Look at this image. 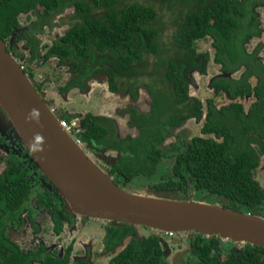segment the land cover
<instances>
[{"label":"trees","instance_id":"obj_1","mask_svg":"<svg viewBox=\"0 0 264 264\" xmlns=\"http://www.w3.org/2000/svg\"><path fill=\"white\" fill-rule=\"evenodd\" d=\"M181 1L189 8L172 34L177 50L166 58L167 48L160 49L157 42L159 28L152 25L156 11L138 1L119 8L118 0H0V38L7 45L21 24L46 35L49 31L43 28L50 29L52 14L72 8L76 21L49 47L25 31V46L12 47L17 51L14 55L9 45L6 48L55 116L70 123L78 120L76 135L90 160L119 188L132 190L146 183L145 187L185 200L194 193L198 198L208 194L224 207L264 216V185L257 176L258 170L264 169V57L259 54L261 44L251 51L245 46L262 32L257 10L264 0ZM205 36L212 38L213 61L222 73L211 80L210 89L214 96L222 94L234 101L215 108L214 97L207 98L199 134L188 135L186 128L180 127L189 119L199 121L203 104L189 94L186 73L195 64L186 59L195 54V42ZM148 54L158 58L150 69L144 61ZM34 59L41 60L35 69L55 59L54 79L64 78L63 69L78 73L74 77L69 73L61 87L56 81L53 92L47 95L44 86L49 77L37 78L30 67ZM240 69L239 76L234 77ZM97 73L106 75L111 92L118 91L117 79L146 84L149 111L132 106L119 111L127 116L133 133L120 137L114 119L91 112H64L61 108L59 95L67 97L71 88H83L85 81ZM126 88L136 95L133 85ZM245 96L253 98L246 109L236 101ZM177 128L181 130L176 132ZM100 153L107 157L102 158ZM23 154L7 158L0 171V264H32L38 260L39 264H96L84 258L70 262L72 243L62 255L56 250L44 253L43 244L24 252L6 232L8 224L20 228L24 218L32 220L41 212L58 235L64 228L63 220H70L68 213H75L31 157L23 159L30 161L28 166L17 161ZM136 226L149 230V234L138 237L130 233ZM105 228V247L118 248L106 264H165L163 233L135 224ZM185 232H176V245L181 244ZM191 232L194 235L187 245V264H264V247L260 245H239L231 239L222 240L217 233Z\"/></svg>","mask_w":264,"mask_h":264},{"label":"water","instance_id":"obj_2","mask_svg":"<svg viewBox=\"0 0 264 264\" xmlns=\"http://www.w3.org/2000/svg\"><path fill=\"white\" fill-rule=\"evenodd\" d=\"M0 107L36 165L73 212L99 220H119L120 224L147 226L159 234L194 230L205 235L217 233L222 240L264 247L262 215L192 197L185 200L146 187L141 192L119 188L59 125L1 38ZM147 191L154 195H147ZM163 246L166 256L170 252L166 241Z\"/></svg>","mask_w":264,"mask_h":264},{"label":"rangeland","instance_id":"obj_3","mask_svg":"<svg viewBox=\"0 0 264 264\" xmlns=\"http://www.w3.org/2000/svg\"><path fill=\"white\" fill-rule=\"evenodd\" d=\"M138 1L141 4L152 6L156 11V17L152 21V25L159 28V35L157 42L159 43V48H167L169 55H172L171 51H174L176 46L173 45V38L172 34L175 33L176 24L182 22V14L186 12L189 8L188 6H183L185 3L181 0H118V7L121 8L129 3ZM72 8H67L63 10L59 14H52L51 17V34L55 35L59 32H64V30L69 27L73 22V18L71 17ZM99 11V10H95ZM257 15L259 16L260 26L262 28L261 35L259 37L252 38L249 43H247L246 50L251 51L255 48L256 45L261 44V49L259 54L264 57V8H260L258 10ZM31 19V18H30ZM25 18H23V21ZM49 33V32H48ZM48 33H40L39 38L42 40L44 45L50 43V39L53 36L48 35ZM210 39L204 38L195 42L194 46L197 52H209L212 53V48L210 46ZM165 46V47H164ZM167 52L164 54L166 57ZM156 56L154 54H148L146 60H144L148 65L149 69L154 67V64L157 62L155 60ZM40 59H34L30 62V67L35 69V65L40 63ZM48 65H37L38 69H35L37 78L42 76H48L49 82L45 84L44 92L47 95H50L54 87L56 85V81H60V87L66 82L65 79L69 77V73L67 69H63L61 72V76L64 77L62 80H58V78L54 79L56 76V72L53 69L54 64H56L55 59H50L47 61ZM218 65H216L212 60H209L206 64V71L201 72L197 69L193 70L191 74L193 79H191V84L189 86V93L190 95L199 97L201 100H205L207 97L212 95L210 92L209 84L211 80L219 75ZM242 69L238 70L234 77H238ZM255 80L252 79L254 83ZM106 75L101 73L98 75L96 79H91L85 83L83 88L74 87L67 92V97L65 95H59L58 99L60 100L61 108L64 112L69 113H83L84 112H91L95 115H101L104 117H108L114 119L116 121V125L118 127L117 135L124 136L127 133L130 134L132 129L128 126V119L125 115H120L119 111L122 109H127L129 107H135L137 110L141 112H148L150 109V94L146 88V84L142 83L141 80H134L129 79L125 82H122L120 79L116 80L118 85V91L111 92L108 90V85L106 83ZM138 83H141L138 85ZM194 83V84H193ZM133 85V91L136 95H132V92L125 91L127 87ZM244 107L247 108L249 104L253 101V98L246 97L240 100ZM228 102V99L222 95L217 96L214 100V105L216 107H220ZM78 120H74L72 123L76 126ZM202 125L201 121H197L196 119H189L184 123L181 129L186 128V134H199L200 127ZM128 128V129H127ZM177 128L175 131L178 132L181 130ZM127 129V130H126ZM7 153L5 151H0V170L4 166V159ZM258 180L264 185V169L258 170ZM145 187V185H136L133 188L137 191L141 192V189ZM148 188V187H146ZM150 189V188H149ZM145 192L144 190H142ZM147 195H154L152 191H147ZM169 194V193H168ZM193 194V193H192ZM194 200H203L210 203H219L216 199L210 198V196L205 197V194L198 198V194L194 193L193 197ZM28 212H26L25 216ZM35 218L37 222H41V228L44 226L45 235L43 240H46L51 245H56L62 249V253L65 251L66 246H69L71 241L73 243V250L71 252L72 256L75 254L76 256L83 255L86 248H89L90 253H92L94 262L97 264H106L110 256L116 251L105 250V256L102 254L103 250V235L101 228L96 225L95 221H86L84 225L81 227L73 229L70 233L68 231V226H65L64 229L61 231V237L56 238L55 234L51 231V223L44 216L43 213L39 212L36 213ZM40 220V221H39ZM136 236L141 237V235H148L150 232L149 230H144L137 228ZM33 229L31 228V224L27 218L24 221V227L22 229V235H12L13 239H16L17 242L21 247H26L27 242L36 241L38 238V234H32ZM11 231L9 230V233ZM16 232V231H15ZM20 236V237H18ZM166 243L169 247V254L166 255L165 261L166 264H173L175 261L176 254H181L184 256V252L187 251V243L185 241H181V245H176L171 241V239L166 238ZM105 246V245H104ZM185 258H181V264H185ZM175 264H179L175 262Z\"/></svg>","mask_w":264,"mask_h":264},{"label":"flooded vegetation","instance_id":"obj_4","mask_svg":"<svg viewBox=\"0 0 264 264\" xmlns=\"http://www.w3.org/2000/svg\"><path fill=\"white\" fill-rule=\"evenodd\" d=\"M260 8H264V4H262L261 5V7H259L258 8V10L260 9ZM257 10V11H258ZM257 11H256V13H257ZM73 14V13H72ZM72 14H71V17H72ZM257 17H258V19H259V16L257 15ZM73 18V17H72ZM73 20L74 21H76V19H74L73 18ZM260 20H259V26H260ZM28 26V24H21L20 25V27H19V29L14 33V34H12V35H14L13 36V38H11V39H9V41H8V43H7V45H9L10 46V49H11V52H12V54L14 55V53H16L17 51H14V50H12V47H19V46H25L26 44H27V40H25L24 38H22V36L24 35V33H25V31H27V33L29 34V35H32V36H35V37H37V38H39L38 36V34H37V31H35V29L34 28H31L30 26H29V28L27 27ZM49 26H50V24H49ZM261 27V26H260ZM50 29H52V26H50L49 27ZM68 28V27H67ZM66 28V29H67ZM50 29H48L47 27H45L44 26V28H43V30H48L49 31V35L50 36H53L52 37V39H50L49 41H50V43L49 44H46V45H44L43 43H42V41H41V43L44 45V46H46L45 48H47V47H49V45L51 44V41L53 40V41H56V38H57V36L58 35H61L62 34V32H59V33H56L55 35H52L51 34V30ZM66 29L64 30V31H66ZM42 30V31H43ZM261 35V34H260ZM15 36H17L16 38H15V40H14V37ZM259 37V36H258ZM205 38H209L210 39V41H211V43H210V46H211V48H212V53L210 54L209 52H207V51H205V52H201V53H199V52H197V50H196V48H195V54L193 55V54H191L190 56L188 55V59H186V60H188V61H190V62H193L194 64H195V66H193V67H191L188 71H187V73H186V76H187V79L189 80V82H190V84L192 83L191 82V79H193V77H192V73H193V70L194 69H197V70H199V71H201V72H205L206 71V64H207V62L209 61V60H212L213 61V58H214V51H215V47L213 46V44H212V38H211V36H205ZM204 39V38H203ZM201 40V39H200ZM40 43V45H42ZM6 44V43H5ZM6 45V46H7ZM39 49H40V47H39ZM162 49H165V48H162ZM175 50H177V48L175 49ZM174 50V51H175ZM167 52V54H168V51H166ZM208 55L207 57L205 56V55ZM155 55V54H154ZM182 55V54H181ZM156 56V55H155ZM164 58H166V57H164ZM158 58L156 57L155 58V60H157ZM16 60V62H17V59H15ZM158 61V60H157ZM214 62V61H213ZM18 63V62H17ZM66 63H68L67 62V60H66ZM215 63V62H214ZM19 64V63H18ZM216 64V63H215ZM20 65V64H19ZM70 65H72V64H70ZM216 65H218V64H216ZM203 66V67H202ZM219 66V65H218ZM62 67H64V66H62ZM71 69V68H70ZM70 69L68 70V73H71V76L72 77H74V76H76V74L78 73V71L77 72H74V71H70ZM218 69H219V67H218ZM99 74H101V73H97V74H92L91 75V78L89 79V80H91V79H96L97 77H98V75ZM104 74V73H103ZM220 74H222L221 72H219V75ZM70 75V74H69ZM89 80H86L85 81V83L86 82H88ZM106 83H107V85H108V80H107V78H106ZM190 84H189V86H190ZM194 84V83H193ZM209 87H210V84H209ZM72 89V88H71ZM108 90H110L109 89V87H108ZM211 90V89H210ZM210 92H212V91H210ZM190 94V93H189ZM222 95V94H221ZM192 97H196V96H193V95H191ZM217 96H220V94H218ZM217 96H214V94H213V92H212V95L210 96V97H207V98H212V97H214V99H213V106L215 107V108H220L221 106H224V105H227V104H229V103H231V102H233L234 100H232V99H230V98H228V97H226V96H224V97H226L227 99H228V102L226 103V104H224V105H221L220 107H216L215 105H214V100H215V98L217 97ZM223 96V95H222ZM246 97H250V96H245V97H243V98H246ZM196 98H199V97H196ZM206 98V99H207ZM243 98H239V99H236V101H239V102H241L240 100L241 99H243ZM200 99V98H199ZM206 99L203 101V100H201V102H202V104H203V114H202V117H201V119L199 120V121H201L202 122V124H203V121H204V115H205V109H206V106H205V101H206ZM242 103V102H241ZM243 104V103H242ZM244 105V104H243ZM248 107V106H247ZM246 109V108H245ZM95 115V114H94ZM98 116H101V115H98ZM115 121V120H114ZM8 125L14 130V128L9 124V122H8V120H7V118H6V114H5V112H4V110L0 107V151H5L6 153H7V155H6V157H5V159H4V165H6L5 163H6V160H7V158H9L10 156H16V154H21V153H23L24 152V154H23V157L20 159V158H17V161H19L21 164H23L24 166H28L29 165V162L30 161H25V160H23L24 158L25 159H29L30 157H31V155L29 154V152L27 151V149L24 147V145L22 144V142L20 141V139L18 138V136H17V134H16V132H15V134H16V137H14V135H13V133H12V131H11V129L8 127ZM117 126V125H116ZM129 126V125H128ZM202 126V125H201ZM201 128V127H200ZM128 129V128H127ZM15 131V130H14ZM130 133H133V130L130 132ZM188 135H190L189 133H188ZM9 151V152H8ZM86 154H87V152H86ZM99 156H101L102 158H105V157H107L106 156V154H104V153H100V154H98ZM32 158V157H31ZM0 160H1V157H0ZM32 160H33V158H32ZM34 161V160H33ZM35 162V161H34ZM4 167V166H3ZM39 168V167H38ZM1 170H2V168H1ZM0 170V171H1ZM258 174V173H257ZM143 185H147L146 183L145 184H143ZM193 196V195H192ZM207 196V194H205V197ZM69 214V219L70 220H63V227H65V226H68V231L71 233L72 231H73V229H75V228H77V226H78V228L79 227H81L82 225H84L85 224V222L86 221H95L96 222V225H98L100 228H101V230H102V235H103V241H104V244H103V250H102V254H104L105 255V250L107 249V250H110V251H115V250H118V248H108V247H105L104 245H106L105 244V237H106V226H110V225H120V226H125V227H127V226H130L131 224H128V223H124V224H120V221L119 220H113V221H111V220H96V219H88V218H86V217H80L78 214H76V213H74V214H71L70 212L68 213ZM28 218H27V222H28ZM24 221H25V218L22 220V225H21V227L20 228H17V227H15V225H13V224H8V228H7V230H6V232L9 234V236H11V238L13 239V236L12 235H15V236H17V235H22V229H23V227H24ZM40 221V220H39ZM50 221V220H49ZM29 222H30V224H31V228L33 229V231H32V234H38V238H36V241H33V242H30L29 244H28V242H27V246L26 247H21L20 245H19V243L17 242V240L16 239H13L14 241H16L17 243H18V245H19V248L21 249V250H23L24 252H26V251H28V250H31V249H33L34 247L35 248H40L41 246V244H43L44 245V248L46 249V250H44V253H51L52 251H54V250H56L57 252H58V254L59 255H62L63 253H62V249L61 248H59V247H56V245L54 244V245H51V244H49L46 240H43V238H45L44 237V235H45V231H44V226L41 228V222H39V224H38V222H37V219L35 218V216H33V219L32 220H29ZM118 223V224H117ZM135 228V230L134 231H132V232H130V233H134V235H136V231L138 230L137 228H140L139 226H136V227H134ZM64 229V228H63ZM141 229V228H140ZM9 230L11 231L10 233H9ZM16 231V232H15ZM51 231H52V233H53V229H52V225H51ZM192 230H188L187 232H185L184 234H182L183 236V241H185L186 243H187V245L190 243V241H191V239H192V236L194 235L192 232H191ZM61 233V232H60ZM130 233H129V235H130ZM17 234V235H16ZM54 234V233H53ZM175 235H176V232H173L172 233V235H169V234H164V236H165V239L166 238H169V239H171V241L173 242V243H176L177 242V237H175ZM177 236V235H176ZM18 237H20V236H18ZM55 237L56 238H59V237H61V234H58V235H56L55 234ZM72 242H74V241H71V243ZM70 243V244H71ZM239 243V245L240 244H242V242H238ZM179 245H181V244H179ZM71 246H72V249H71V252H72V250H73V243L71 244ZM67 247L68 246H66V248H65V250L67 249ZM89 248L90 247H88V248H86V250L83 252L84 254L83 255H79V256H76L75 254L72 256V254L70 253V262H72L74 259H82V258H84V259H86V260H88V261H92V262H94V259L95 258H93V255H92V253H90V251H89ZM187 251H185L184 252V256H182L180 253L179 254H176V256H175V261H174V263L173 264H175V262H178L179 264H181V262H180V260H181V258H184V257H186V255H187V253H186ZM105 256H107V255H105ZM186 259V258H185ZM165 261V260H164ZM40 262H39V260L38 261H36V262H33L32 264H39ZM95 263V262H94ZM97 264V263H96ZM165 264H166V261H165Z\"/></svg>","mask_w":264,"mask_h":264},{"label":"built area","instance_id":"obj_5","mask_svg":"<svg viewBox=\"0 0 264 264\" xmlns=\"http://www.w3.org/2000/svg\"><path fill=\"white\" fill-rule=\"evenodd\" d=\"M59 124L61 125V127H63L65 129V131L67 133H70V134H72L74 136V141L78 145H81L80 139L76 136V132H78L79 129L76 128L73 123H69L67 120L61 119V120H59ZM172 233L173 232L169 231V232H166L165 234L172 235Z\"/></svg>","mask_w":264,"mask_h":264},{"label":"clouds","instance_id":"obj_6","mask_svg":"<svg viewBox=\"0 0 264 264\" xmlns=\"http://www.w3.org/2000/svg\"><path fill=\"white\" fill-rule=\"evenodd\" d=\"M15 59V58H14ZM20 67H21V69H22V66L20 65ZM23 70V69H22ZM58 119V122H59V120H61V119H59V118H57ZM70 123V122H69ZM72 123V122H71ZM60 125V124H59ZM61 126V125H60ZM63 128V127H62ZM64 129V128H63ZM64 131H65V129H64ZM66 132V131H65ZM67 133V132H66ZM72 139H73V141H74V136L72 135V134H70V133H67ZM77 136V135H76ZM75 142V141H74ZM76 143V142H75ZM77 144V143H76ZM78 145V144H77ZM80 148H81V146H82V144L81 145H78ZM81 150L86 154V151H84L82 148H81ZM87 155V154H86ZM87 157H88V155H87ZM89 158V157H88ZM90 159V158H89ZM76 214H78V213H76ZM80 217H86V218H88V219H96V220H99V219H97V218H93V217H88V216H82L81 214H78ZM165 233H163V235H164ZM186 260V259H185ZM185 264H187L186 263V261H185Z\"/></svg>","mask_w":264,"mask_h":264}]
</instances>
